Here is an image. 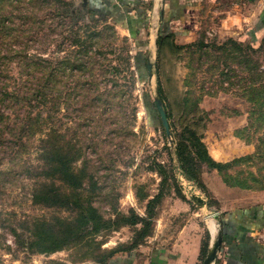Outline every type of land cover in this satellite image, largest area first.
Returning a JSON list of instances; mask_svg holds the SVG:
<instances>
[{
  "label": "rangeland",
  "instance_id": "374dc122",
  "mask_svg": "<svg viewBox=\"0 0 264 264\" xmlns=\"http://www.w3.org/2000/svg\"><path fill=\"white\" fill-rule=\"evenodd\" d=\"M24 1L0 0V13L31 15ZM65 1L71 5L36 1L37 23L9 35L0 33V62L6 57L0 86L29 88L27 55L53 60L52 66L40 70L42 75L63 59L76 60L81 45L75 41L101 31L89 54L106 59L105 66L118 67L119 72L106 77L99 74L101 64L96 71L101 90L113 91L112 79L120 84L118 97L114 111L103 104L67 106L69 101L53 107L59 101L54 87L56 101L48 105L55 127L69 130L73 145L79 139L84 144L76 168L86 180L78 189L41 169L40 133L13 134L0 124V264H133L153 256L165 261L179 256V245L188 254L195 242L199 244L197 238L210 242L213 228L220 231L223 226L222 250L228 240L226 215L249 210L257 218L264 213V190L239 186H264V75L249 77L244 63L248 45L262 46L253 60L260 58L264 66V0H193V10L186 12L190 1L179 5L178 0H168V7L155 0ZM158 17L160 26L153 29ZM168 33L175 34L182 48L177 51L168 44L161 55L159 36ZM230 39L241 49L227 43ZM63 79L58 87L66 93L76 82ZM7 102L0 97V111L15 119L17 111ZM186 125L203 135L217 161L259 153L234 165L226 173L228 183L224 174L207 166L199 180L193 179L176 150L175 133ZM56 190L69 197L51 198ZM79 198L86 200L85 209L93 205L101 215L98 231L92 221L75 229L82 224L76 212ZM68 223L75 226H69L73 231L61 232ZM51 229L62 234L58 250L48 248L55 244L49 238ZM220 255L222 251L216 264L221 263Z\"/></svg>",
  "mask_w": 264,
  "mask_h": 264
},
{
  "label": "trees",
  "instance_id": "16d2710c",
  "mask_svg": "<svg viewBox=\"0 0 264 264\" xmlns=\"http://www.w3.org/2000/svg\"><path fill=\"white\" fill-rule=\"evenodd\" d=\"M36 1L42 2L43 4H50L51 1H55L57 4L59 3L66 6L71 5L65 0H25L24 2L31 9V15H28L26 12L18 14L13 12L9 16L0 13V33L3 35H9L11 34V31L23 29L24 26H30L32 23H37V19L34 16L37 5ZM29 21H31V23ZM73 32L77 34L75 31ZM100 35L101 31H90L86 38L88 40L81 41V38L76 40L75 42H80L79 44L81 45L77 51L79 56L76 57V60L72 61L63 59L59 61L56 66L51 67L50 71L42 75L39 74L40 70L43 69L45 65L52 66L53 60L42 55H27L24 68L29 70L27 74L29 76L28 78L32 82L29 88L25 87V89L12 90L9 87L0 86V97H2V100L8 101L7 107H14L17 111L14 115L15 119L11 117H4L5 113L0 111V124H2V126H6V128L9 129L8 132L13 134H16V132L34 135L40 133L38 153H40V159L42 160L41 169H43V171H46L45 169H49L50 174L53 177L56 176L57 181L73 189L81 188L86 180L82 177L83 175H80V170L76 168L77 163H80L82 157L84 156V144L79 139L75 142V145H73V137H69V130L62 131L55 127V120L52 118V110H50V106L52 107L53 104V107H56L63 102L66 105V101H69L67 106H71L72 102H75V104L81 105V108L86 109L88 105H90L89 107H99L103 104V107H108L114 111L112 107H114V101L118 97L115 91L117 89L119 90L120 84L115 81V79H112L113 82H115L113 91H107L106 88L101 90L100 86L102 81H99L97 77H99V74L105 77L107 74L113 75L119 72V69L113 65H108L109 67L105 66L104 60L106 59H100L97 56L89 54V52H92V46L95 44V38ZM174 35V33H168L165 35L160 34L158 43L159 53L161 55L168 44L173 46L177 51L182 48L180 45L175 43L173 39ZM21 37H17V39ZM88 41H90V43H88ZM230 41L234 47L241 49V46L236 44V42L232 39H230L227 43ZM227 43H225V45ZM261 48L262 46L259 48H255L252 45L247 46L246 50L248 53L245 55L244 63H246V70L251 78L264 75V66L261 64L260 58H257L256 61L253 60V53H258ZM93 54H95V52ZM96 54H98V51H96ZM18 57H21V54ZM4 58L6 57L1 58L2 61L0 62V67L3 66L2 64L4 62ZM99 64H101V69L99 68L100 73L97 74L96 71L98 70ZM66 76L67 78L71 77V79L76 83L71 90L63 93V90L59 88L58 85L62 84L64 80L63 78ZM109 80L110 79L108 78L107 81ZM159 84L163 99L167 101L165 89L161 83ZM250 84H252L251 88L253 87V90H257L252 80H250ZM55 85L58 90V104L55 102L52 103V101H56V95H54L53 98ZM33 101L36 103H32ZM48 104H50V106ZM166 106L167 103L165 102V107ZM34 108H38L37 112L33 111ZM21 109L24 110L23 113H21ZM130 132L132 134H136L134 130H131ZM175 134L177 136V155L181 160L183 169L189 177L197 180L201 178V171L203 167L207 166L224 174L225 181L228 183L229 181L228 177H226V173L229 172L234 165L246 160H251L259 153V150H257L256 154L242 156L230 162H221L212 157L206 143L204 142L203 135L200 134L193 126H183L182 129L176 131ZM88 163H90V161H88ZM156 167L161 173L165 171L163 163H156ZM251 176L256 175L252 172ZM239 186L248 189L256 188L264 190V186L259 188L246 185ZM51 195V198L53 196H57L58 198L61 196H65L66 198L69 197L66 191L59 192V190L51 192ZM38 196L39 195H37L36 198H41ZM84 203H87L86 200L79 198L77 202L78 210L76 211L79 213V221L82 224L75 228L73 224L68 223V227L62 229L61 232H72L73 229L71 230L69 226L75 228L77 231H80L84 227L83 224H89L90 221L93 223V228L96 231L99 230L97 226L100 223L97 219H101V215L98 214V210L93 205H87L88 207L85 209L84 205L86 204ZM68 204L69 201L67 202V205ZM49 232V238H54L55 244L49 245L48 248L51 250H58L62 244L56 242L57 240H60V236H62V234H56L54 229L49 230ZM76 235L79 236V233H76ZM39 237L42 238L41 235H39ZM208 247L209 241L207 239H203L199 257L200 261L205 259Z\"/></svg>",
  "mask_w": 264,
  "mask_h": 264
},
{
  "label": "crops",
  "instance_id": "0c3cea01",
  "mask_svg": "<svg viewBox=\"0 0 264 264\" xmlns=\"http://www.w3.org/2000/svg\"><path fill=\"white\" fill-rule=\"evenodd\" d=\"M188 1H190V4H187L188 6L183 12L192 11L194 5H191L194 3L191 2L193 0H178L175 3L184 5ZM160 2L166 7L169 6L168 0H155L156 5H159ZM153 23V29L159 28L161 17L156 18ZM262 206L264 207L263 204ZM262 213L255 218V215L251 214L249 210H246L245 212L241 211L236 213L233 216L231 214L224 217L228 224V229L226 228V237H228V240L224 242V248L222 250L220 249L222 255H220L221 263L219 264H264V217H262ZM237 220H239V224ZM197 241H199V244L195 242L191 253H185L183 246L179 245L178 252L180 253H178L179 256L177 258H167L165 261H159L157 256H153L144 260V262L135 260L133 264H198L202 238H197ZM109 264H129V262L111 261ZM211 264H216V261Z\"/></svg>",
  "mask_w": 264,
  "mask_h": 264
},
{
  "label": "water",
  "instance_id": "95a60500",
  "mask_svg": "<svg viewBox=\"0 0 264 264\" xmlns=\"http://www.w3.org/2000/svg\"><path fill=\"white\" fill-rule=\"evenodd\" d=\"M153 67H154L153 63L149 62L148 68H149L150 74H152ZM158 105H159V109L162 115L164 125L168 129L167 114L165 113L163 106L160 102L158 103ZM211 234H212L211 236L212 238H211V241L209 242L208 252L204 259V264H211L212 262H214V259L218 256V253L221 249V244L223 241V226L220 231H218L216 228H213Z\"/></svg>",
  "mask_w": 264,
  "mask_h": 264
}]
</instances>
